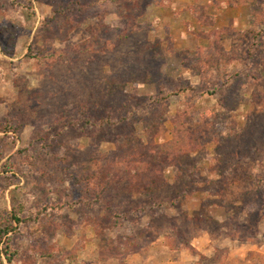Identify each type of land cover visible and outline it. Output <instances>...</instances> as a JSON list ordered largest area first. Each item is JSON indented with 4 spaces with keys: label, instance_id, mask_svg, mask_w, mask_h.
<instances>
[{
    "label": "rangeland",
    "instance_id": "1",
    "mask_svg": "<svg viewBox=\"0 0 264 264\" xmlns=\"http://www.w3.org/2000/svg\"><path fill=\"white\" fill-rule=\"evenodd\" d=\"M207 2L0 0V217L40 216L11 234L14 264H124L182 224L196 253L169 248L190 264H264V60L246 35L264 18L215 25ZM149 148L166 188L103 190Z\"/></svg>",
    "mask_w": 264,
    "mask_h": 264
},
{
    "label": "trees",
    "instance_id": "2",
    "mask_svg": "<svg viewBox=\"0 0 264 264\" xmlns=\"http://www.w3.org/2000/svg\"><path fill=\"white\" fill-rule=\"evenodd\" d=\"M96 1H98V2H114L115 3V2L120 1V0H96ZM260 1L261 0H258L259 3H260ZM252 4L255 5L256 1L255 0L252 1ZM225 5L230 6V5H233V3L230 0H227V1H225ZM252 18H253L252 21L254 22V24L262 25L263 18H264V12L261 14V13L257 12L254 8ZM211 20H212V23L216 25V19L212 17ZM226 30H224V32ZM246 35H248L249 38L250 37L252 38V40L250 39L249 58L253 59L254 61L257 62V61H260L261 57L263 56L261 61L264 60V55H263L264 43L262 40V37L264 35V29H259L258 31L252 29V30L246 32ZM197 73L202 74V71L198 70ZM181 92H183V90ZM212 92L213 91H210V93H212ZM212 94H214V93H212ZM173 95H174V93H172V92L168 93L167 97H164L163 99L162 98L161 99L160 98L154 99V101H155L154 103L158 104V105L163 104L165 101H167V99H169ZM153 152L154 151L152 149L150 151V148H149V151L147 153V159L144 160L143 162H140L138 165H136L137 163H134L133 165H132V163H128L127 165L133 166V167H131L130 171H124V173H127V175H123L120 177L118 175H116L115 177L111 178L109 180V183L103 187V190H105L106 192H107V190L112 191L114 189L119 190V191L122 189H125L124 191H130L131 189L134 188L140 192H150L151 194H153V193H157V192L161 191L162 189L166 188L169 183L163 177V175L160 171V168H159L160 166L154 162L158 158L153 156V155H156ZM110 170H112V168ZM133 172H135L136 174L132 175ZM253 180H255L254 176L250 175L247 178V181H242L240 179V180H238V182H239V185L244 186L245 183H251ZM121 186H122V188H121ZM236 188L239 189L240 187H236ZM235 194L238 195L237 193H235ZM122 216L123 215L120 213H115L113 218L116 217L118 219L119 218L121 219ZM39 217L40 216H38L37 218H34V216L32 215L29 217V219H23L22 216L20 214H17V213L12 214L10 217L9 216L0 217V241L2 242L5 240V249H3V251H0V264H4L2 256L5 257L8 264H14V259L18 253L16 251L12 250L11 234L16 235L19 232L20 227L27 222H35L36 223L38 221ZM170 224L173 226V224H176V223H170ZM182 226L184 228V224H182ZM183 228L180 226L179 228L177 227L176 229H172L173 234L167 236V239L169 240V247L173 250H178V249L180 250V249H183V246H186L187 249H190L191 251L196 253L194 247H192V245L190 243H188V245H185V244H187V242L184 244H181L182 240H184V237L182 235H181L180 239H179V237L176 236V234H179V235L182 234L180 231ZM189 230L191 232L192 230H195V229H192V230L189 229ZM177 239H179L181 241H178ZM175 246L177 248H175ZM75 250L77 251L78 249L76 248ZM59 251L62 255H64L66 253L63 250H59ZM76 251L73 253L66 254L65 260H69L72 258L71 260L73 262H76L78 260V257H77L78 253ZM42 257L53 258L54 253L49 252V253L44 254V256H42Z\"/></svg>",
    "mask_w": 264,
    "mask_h": 264
},
{
    "label": "crops",
    "instance_id": "3",
    "mask_svg": "<svg viewBox=\"0 0 264 264\" xmlns=\"http://www.w3.org/2000/svg\"><path fill=\"white\" fill-rule=\"evenodd\" d=\"M225 1L227 0H208L206 6L210 3L219 4L220 8H216L214 10L215 19L218 23L222 24L226 27H237L235 22L237 21H251L253 18V6L245 4V5H230L226 6ZM202 2V1H201ZM205 2V1H204ZM210 2V3H209ZM245 16V19L241 18ZM234 23V24H233ZM247 30V29H240ZM178 252L171 251L168 246L163 244L162 242L154 243L151 248L143 253L136 254L130 257L124 264H190L188 255L180 252L179 256L176 257Z\"/></svg>",
    "mask_w": 264,
    "mask_h": 264
}]
</instances>
